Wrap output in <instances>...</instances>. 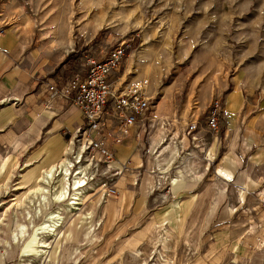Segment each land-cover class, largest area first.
Instances as JSON below:
<instances>
[{"label": "rangeland", "instance_id": "374dc122", "mask_svg": "<svg viewBox=\"0 0 264 264\" xmlns=\"http://www.w3.org/2000/svg\"><path fill=\"white\" fill-rule=\"evenodd\" d=\"M121 44L116 87L148 79L154 97L152 114L123 143L130 155L121 160L123 149L116 150V164L128 167L115 179L117 193L104 195L102 177L82 161L84 201L70 206V175L67 207L52 200L51 187L50 202L36 212L49 138L35 142L28 130L55 111L45 102L50 79L84 72L87 56L102 58ZM12 47L20 55L15 67L28 71L33 55L55 67L34 75L36 99L28 107L26 98L7 101L0 88V264H264V186H246L241 196L243 186L217 173L263 144L264 0H0V48ZM215 100L222 106L218 132L207 122ZM34 105H41L37 113L29 111ZM162 121L179 146L168 172L153 151ZM68 132L64 149L76 161L80 146ZM60 206L64 220L47 236L48 252L24 260V251L34 252L26 245Z\"/></svg>", "mask_w": 264, "mask_h": 264}, {"label": "built area", "instance_id": "2783aa9c", "mask_svg": "<svg viewBox=\"0 0 264 264\" xmlns=\"http://www.w3.org/2000/svg\"><path fill=\"white\" fill-rule=\"evenodd\" d=\"M125 56L124 44L116 46L102 58L89 55L84 72H75L48 85L51 100L64 98L82 112L84 124L71 142L80 146L81 157L76 161H79L78 165L84 164L82 161L88 163L86 166L100 174L102 178L98 182L108 197L117 193L115 179L128 168L126 164L122 167L116 164V146L123 144L136 126L152 114L154 95L150 80L135 78L126 85H115L116 74ZM221 108L219 100L213 101L209 107L207 122L214 132L220 130ZM198 125V120L192 121L188 133L196 132ZM94 177L95 173L92 179ZM260 201L264 207V192Z\"/></svg>", "mask_w": 264, "mask_h": 264}, {"label": "crops", "instance_id": "0c3cea01", "mask_svg": "<svg viewBox=\"0 0 264 264\" xmlns=\"http://www.w3.org/2000/svg\"><path fill=\"white\" fill-rule=\"evenodd\" d=\"M17 52V49L13 47L10 49L0 48V88L2 90V96L7 97V101H20L22 98H26L27 102L25 106L28 107L36 99V95H30L35 88L34 75L41 71H51L55 65L52 64L51 58L49 57L39 59L33 55L31 69L29 68L26 71L20 66L15 67L20 58ZM59 78H63V76L59 74L51 78L48 85ZM45 102L47 106H55V111L49 110L47 114L37 117L28 130V134L36 139L35 142L41 140L43 136H48L49 138L42 150L45 155L43 162H41L43 166L52 161L59 160L63 155V150L68 152L71 147L64 149L63 134L69 131L68 133L72 135L75 132L73 134V138H75L78 129L84 124L82 112L69 100L64 98L51 100L49 96ZM68 103L71 104L70 107H68ZM37 106L34 105V108L29 111L37 113L41 105ZM259 141L263 144L258 149L251 152L246 150L243 158L240 157V162H237L233 167H229L228 165L220 167L217 172L218 175L223 180H236L238 185L243 187L249 186L251 189L260 190L264 186V140L259 138ZM20 144L21 147L28 146V142H21ZM66 144H68L67 141ZM119 148L120 151L123 149V156L120 159H126L130 155V147H123V144H121L116 146V150L118 151ZM51 151L53 154H51ZM263 192L261 190V194Z\"/></svg>", "mask_w": 264, "mask_h": 264}, {"label": "bare ground", "instance_id": "6f19581e", "mask_svg": "<svg viewBox=\"0 0 264 264\" xmlns=\"http://www.w3.org/2000/svg\"><path fill=\"white\" fill-rule=\"evenodd\" d=\"M164 129L166 130L167 128H166L165 123L162 121L160 130H159L160 133H158L155 140H153L154 141L153 151H154L155 159L157 161V165H162L161 164L162 161H166V164H167L166 166L163 165L164 167H159V166L158 167L161 169H164V171H165V169H167L166 172H168V171L172 170V165L174 164V161L177 159V156L179 155V148H178L179 146L177 147V146L173 145L174 138H168L165 131H163ZM182 142H183V140L181 141V144H182ZM64 154H66V155H64ZM64 154L59 159V161H56V162L54 161V162L50 163L49 165H47L42 170L41 175L38 177V185H37L38 188L36 189L37 190L36 192L41 193V197L38 198L39 204L36 207V212L39 210L38 212L41 213V210H42L41 206H42L43 202L44 203L50 202L48 193L51 190L50 189L51 187H53V189L55 190L54 194L52 196L53 197L52 200L59 203V204H62V206L64 208L67 207V205L64 203L68 200L69 188H68L67 184H68L70 175L73 176V180H74L72 185H70L72 187L71 189L74 190L73 194L71 193V196L72 195L73 196L70 198V200H71V202L69 203L70 206L80 205L81 201H84L83 200V195H84V191H85L84 187L88 184L86 181V180H88L86 168H85V166H83V164H80L79 167L77 169L73 170L74 172H72V169L75 168L76 163L79 161H73L72 159H70L67 156L68 152H66V151H64ZM70 154H72V153H70ZM165 155L166 156L168 155L166 157V159L165 158L162 159V157ZM80 157H81V153L79 152L77 154L76 158L78 159ZM177 174H179L178 177H180L181 179L185 178L181 171H179V173H177ZM57 175L60 177L61 180H58L55 183L56 185H54L55 180H53V178ZM149 178L151 179V177H149ZM151 182H153V180ZM244 192H245V188L242 187L240 189L239 194L242 196L244 194ZM62 206L57 208L56 211H50L48 213V215H47L48 219L44 221L43 229L36 231L35 232V240L34 241L32 240L31 242H29L26 245L28 248H34V252L28 253L29 251H24L26 253V257H27V259H24V260L30 261V260L35 259V257L39 258L48 252L47 249H49V247H50V242L48 241L47 236L54 235L59 230V227L61 228L63 220H64V217L62 216V211H61ZM28 213L31 217V212H28ZM26 228H27V225L25 223L20 224V232L22 234L24 233ZM40 234H43V236H40ZM12 237L14 238V240L17 241V239L19 237V233L14 232ZM35 245H36V247H34ZM28 264H33V263H28Z\"/></svg>", "mask_w": 264, "mask_h": 264}]
</instances>
